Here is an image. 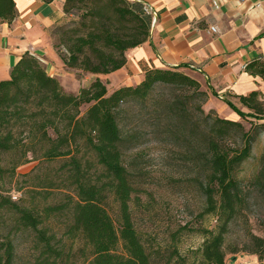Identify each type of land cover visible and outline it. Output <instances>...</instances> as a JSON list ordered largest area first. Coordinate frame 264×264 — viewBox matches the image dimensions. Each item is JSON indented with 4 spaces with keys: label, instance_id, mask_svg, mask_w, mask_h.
Returning <instances> with one entry per match:
<instances>
[{
    "label": "trees",
    "instance_id": "1",
    "mask_svg": "<svg viewBox=\"0 0 264 264\" xmlns=\"http://www.w3.org/2000/svg\"><path fill=\"white\" fill-rule=\"evenodd\" d=\"M42 1L51 5L57 0ZM65 5V14L77 15L81 23L63 41L68 52L63 60L67 68L83 75L100 77L122 70L127 64L126 52L149 40L150 26L145 15L128 0H66ZM16 16L14 0H0V22L12 24ZM247 72L264 80V61L249 63ZM159 88H170L181 95L162 105L163 112L170 110L168 115L179 107L189 111L185 101L196 100L197 110L205 115L208 92L186 73L176 70L154 69L147 72L140 86L123 87L112 94L98 78L77 96L67 94L43 62L26 54L13 68L10 80L0 82V227L10 214L14 217L12 231L35 235L37 255L33 264H76L73 249L56 247L59 240L46 226L64 214L72 220L65 236L84 244L78 250L84 264H187L177 251L163 260L160 252L151 253L136 230L131 212L135 188L124 164L119 116L130 104L146 106ZM240 103L249 110L248 114L233 103L227 105L242 119H254L260 124L252 123L246 132L240 122L219 117L211 128L205 215L220 212V219L225 217V221L217 232H204L206 241L199 264H229L237 260L235 256L228 258L225 251L229 224L243 198V187L235 174L251 156L255 139L252 132H264V96L253 92L241 97ZM86 105L89 107L83 115L81 109ZM233 129L242 135L243 146L223 150L217 139L229 140ZM30 146H48L43 154L48 162L69 160L57 171L59 182L40 185L42 190L30 192L31 204L24 206L15 202L18 198L13 201L11 192L18 169L30 162V154H35ZM83 148L94 154L96 164L80 157ZM256 187L264 189V174L256 179L253 188ZM55 189L72 190L73 195L65 194L63 202L50 205L47 202ZM110 195L119 204V228L104 205ZM39 198L40 204L36 203ZM253 239V253L264 262V239ZM16 250L9 236L0 237V264H15Z\"/></svg>",
    "mask_w": 264,
    "mask_h": 264
},
{
    "label": "rangeland",
    "instance_id": "2",
    "mask_svg": "<svg viewBox=\"0 0 264 264\" xmlns=\"http://www.w3.org/2000/svg\"><path fill=\"white\" fill-rule=\"evenodd\" d=\"M80 23L79 17L72 15L66 24L56 30L55 44L62 55L68 53L63 41L72 36ZM82 76V73L78 74V77ZM63 83L67 94L78 95L70 79L67 82L63 80ZM180 96L170 88H159L146 106L130 104L124 107L119 116L124 137L121 147L124 164L135 188L131 212L141 239L151 253H161V260L177 251L187 264H199L206 241L204 232H217L225 221V217L220 219V212L205 215L207 200L204 189L209 185L207 166L211 156L207 144L212 138L211 128L219 115L212 109L214 106H207L208 103L204 106L205 115H202L197 110V100L185 101L189 111L179 107L168 115L170 110H161L166 102L172 103ZM88 107H82L83 115ZM239 122L246 132L251 130L252 123L260 124L254 119L241 118ZM259 132H252L255 139L251 156L235 174L243 187V198L236 217L229 224L225 242L227 257L235 256L237 260L241 259L242 264H264L253 253L256 247L253 237L264 239V189L253 188L256 179L261 173L264 174V132ZM230 133L229 140L217 139L223 150L241 148L242 135L234 129ZM30 147L34 148L35 154H30V162L18 169L11 192L13 201L18 198L15 202L24 206L31 204L30 192L42 190L38 188L40 185L44 186L49 181L54 184L59 182L57 171L69 160L48 162L43 158L48 146ZM84 156L87 161L96 164L94 154L85 148L80 154V157ZM94 172L95 169L92 170ZM52 192L54 195L47 202L50 205L63 202L65 194L73 195L72 190L55 189ZM216 199L220 206V197ZM36 203H41L40 198ZM104 205L119 228L120 209L115 197L110 195ZM13 218L10 214L4 217L0 237L9 236L14 243L17 249L15 264H33L37 255L34 249L35 235L32 232L12 231ZM71 221L70 215L64 214L58 219H51L46 226L59 240L55 243L56 247L72 248L75 254L73 261L84 264L85 259L78 254L84 245L82 240L72 242L65 236ZM86 250L89 256L90 249Z\"/></svg>",
    "mask_w": 264,
    "mask_h": 264
},
{
    "label": "crops",
    "instance_id": "3",
    "mask_svg": "<svg viewBox=\"0 0 264 264\" xmlns=\"http://www.w3.org/2000/svg\"><path fill=\"white\" fill-rule=\"evenodd\" d=\"M128 1L145 15L149 40L126 52L127 64L122 70L107 76L78 77L81 72L65 66L55 44L56 30L68 21L66 0L51 5L42 0H14L16 20L0 22V82L9 81L13 68L30 54L43 60L49 75L61 82L64 90L63 80L70 79L79 93L98 78L112 94L123 87L140 86L147 72L154 69L186 73L208 92L207 106H214L221 119L233 122L241 117L227 102L248 114L240 98L253 92L264 96V80L244 69L253 61H264V0ZM144 6L154 14H145ZM213 27L218 33L211 31ZM242 263L241 259L233 262Z\"/></svg>",
    "mask_w": 264,
    "mask_h": 264
},
{
    "label": "built area",
    "instance_id": "4",
    "mask_svg": "<svg viewBox=\"0 0 264 264\" xmlns=\"http://www.w3.org/2000/svg\"><path fill=\"white\" fill-rule=\"evenodd\" d=\"M214 5H215V8L216 9H218L219 8V4H218V2L217 1H215L214 2ZM144 13L145 14H147V15H153L154 13H153V9H151L150 7H148V6H144ZM211 31L213 32V33H218V28H212L211 29ZM36 57V56H35ZM41 62H43V60L41 59V58H39V57H37ZM245 70H247V65L245 66V68H244Z\"/></svg>",
    "mask_w": 264,
    "mask_h": 264
}]
</instances>
